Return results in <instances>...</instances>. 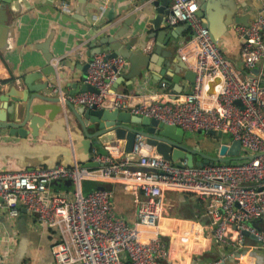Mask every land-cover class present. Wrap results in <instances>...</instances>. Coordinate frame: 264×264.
I'll list each match as a JSON object with an SVG mask.
<instances>
[{"label":"built area","instance_id":"2783aa9c","mask_svg":"<svg viewBox=\"0 0 264 264\" xmlns=\"http://www.w3.org/2000/svg\"><path fill=\"white\" fill-rule=\"evenodd\" d=\"M59 7L70 9L64 2ZM198 11L197 0H173L167 15L169 26L186 23L192 29L190 39L178 49L196 75L191 92L162 96L115 91L113 82L131 63L125 54L111 57L107 52L95 54L86 69L85 82L97 91L69 95L59 86L53 90L64 104L126 110L179 126L185 133H229L241 142L240 154L251 158L193 167L185 160L177 166L137 133L135 156L117 146H109L107 153L93 147L90 161L96 166L75 160L71 168L56 163L0 169V212L13 218L24 207L40 226L57 230L60 240L52 250L56 264H182L175 255H190L201 240L197 225L190 227L169 214L175 207L168 198L177 200L183 194L205 203L213 240L231 250L213 264L233 256L241 262L254 246L264 245V5L250 25L235 26L240 63L226 55ZM5 137L0 133V143ZM84 180L120 184L133 195L134 217L119 214L112 188L84 193ZM63 181H71L70 193L55 188ZM247 233L259 245L248 243ZM236 250L241 252L235 255Z\"/></svg>","mask_w":264,"mask_h":264},{"label":"crops","instance_id":"0c3cea01","mask_svg":"<svg viewBox=\"0 0 264 264\" xmlns=\"http://www.w3.org/2000/svg\"><path fill=\"white\" fill-rule=\"evenodd\" d=\"M83 1L82 7L77 0H54L52 5L47 3V0H27V3L18 4L16 10L7 7V14L11 19L8 47L0 50V90H8L14 84L25 88L23 79L27 74L39 72L49 65L42 47L50 36L51 41L48 43L47 53L54 57L52 65L56 75H48L43 80L36 79L34 81L36 85L47 81V87L39 91L46 98L36 97L37 94L34 91H29L28 94L27 89L17 91V94L24 92V98L31 100L30 111L34 121L29 120L25 127L36 134L31 135L30 133L29 135L28 153L16 156L11 151L26 146V142H23L18 134H12L9 128L0 129V133L6 135L5 140L0 143V169L20 170L37 166L49 167L48 164L54 162L71 168L75 160L79 164L88 162V155L83 150L76 148V144L79 142L78 138L83 136L80 120L67 105L68 102L64 104L60 101L59 92H55L53 88L59 86L69 95H73L70 93L73 89L82 88L85 82L82 67L90 58L87 54L89 48L86 43L93 37V35L91 36L93 31L103 32L102 34L110 36L122 54L121 45L125 46L124 49L130 45L133 51H141L143 55H151L159 59V63H151V66L144 70L142 76L135 74L133 84H129L128 79L122 82L120 76L118 79L122 83L118 86V91L136 93L137 95L159 93L163 96L174 90L178 91V94L188 93L194 87L195 73L178 53V49L192 36L190 26H186V23L169 26L166 15L165 29L171 35V39L164 48L171 49L173 53L166 57H158L155 54L158 38L154 34L156 32L155 25L151 22L158 14V10L152 2L154 0ZM208 1L206 13L210 17V24L213 27L216 26L214 33L217 41L230 59L240 63V43L235 26L238 24L250 25L259 15L264 0ZM63 2L70 5L69 10L59 7ZM172 2L173 0H170L169 8ZM125 25H129V31L119 43L113 36L124 29ZM59 61H66V63L58 65ZM161 64L165 66L164 72L156 70ZM130 68L131 64L127 70L129 71ZM174 77L179 80L178 84L174 81ZM140 98L138 97L137 100ZM10 104H12L10 107L12 112L13 101L7 105ZM24 104L19 112L21 119L17 116L14 117L11 113L7 115L9 122L24 119L27 106L26 103ZM3 110L5 112V109L0 111ZM85 122L91 132L95 131L94 124L86 118ZM30 127H34L36 130H31ZM204 137L208 136L205 134ZM208 138L218 140L217 136ZM232 140L234 139L231 134H224V142L231 143ZM121 141L117 138L116 143H102L94 148L107 153L109 146L119 148ZM215 146L216 144L209 149H213ZM197 147L200 148L199 143H197ZM121 152L127 153L126 151ZM106 185L115 191V203L119 214L129 220L132 219L136 211V203L132 194L123 195L124 191L120 184L113 185L84 180L82 189L84 193H88L94 188ZM55 188L70 193L73 185L71 181H63L57 183ZM168 199L175 207L169 212L171 216L186 220L190 227L197 225L195 228L201 230L199 238L201 240L198 241L192 253L187 255L185 252L175 255L176 260H181L182 264H213L231 252L230 249L218 245L213 240L214 227L212 228L210 225V220L206 215V205L203 201L190 194H183L177 200L173 197ZM253 224L259 225L260 222L255 221ZM59 240L60 235L57 230L40 226L36 218L24 207L21 208L20 214L13 218L6 211L0 212V264H56L52 250ZM247 241L250 244L259 245L258 241L250 234L247 235ZM239 252L241 251L236 250L235 255ZM241 262L233 256L220 264H264V245L254 246L253 253L251 251V254H245Z\"/></svg>","mask_w":264,"mask_h":264},{"label":"water","instance_id":"95a60500","mask_svg":"<svg viewBox=\"0 0 264 264\" xmlns=\"http://www.w3.org/2000/svg\"><path fill=\"white\" fill-rule=\"evenodd\" d=\"M79 1L80 7H82L84 1ZM21 2L27 3V0H0V50L8 47V35H9V27H10V19L11 17L7 14V7L12 10L18 9V4ZM54 0H47V3L51 4ZM153 4L157 8V16L155 20H151L154 23L156 32L155 36L158 38V42L156 43L155 54L159 56H168L173 53L171 49L164 48L168 45L169 40L171 39V35L165 29V20L166 15L169 14V2L170 0H154ZM199 5L198 14L204 18L203 24L207 27L215 40L217 37L214 32H216L215 27L210 24V17L206 13V8L209 4L208 0H197ZM163 24V25H162ZM186 26H189L186 24ZM100 30V29H98ZM129 31V25H125L124 29H121L117 32L113 38L115 41H121L122 37ZM103 33V32H102ZM99 31H93V37L89 39L86 43V46L89 48L87 52L89 61L86 62L82 71L84 72V81L86 80V69L88 68L90 62L93 59V56L97 53L108 52L109 56L114 57L120 54L118 46L115 45L110 36H106ZM154 36V35H153ZM51 41V36L47 39L42 49L44 51L45 58L48 62V66L44 69H41L39 72H33L27 74L23 79V86L25 88L20 87V85H12L8 90H0V129L9 128L12 134H18L19 137L26 142V146H22L20 148H15L11 151L16 156H20L23 153H28L27 141L31 133L26 127V123L29 120L34 121V117L30 111L31 108V100L24 98L23 94H17V91H24V89L29 91L36 92L38 98L43 99V95L39 93V91L44 90L48 83L47 81H43L36 85L34 81L36 79L43 80L45 76L48 75H56L55 69L52 65L53 55L47 53L48 43ZM123 49V54H125L131 63V68L129 71L122 74V82L126 79L129 80V84H133L135 79V74L142 76L145 69H148L151 66V63H159V59H156L155 56L151 55H143L141 51H133L131 50L130 45L124 49L125 46L121 45ZM66 61H59L58 65H63ZM167 64V63H166ZM168 65V64H167ZM161 67V69H160ZM157 67L156 70L164 72L165 66L163 64ZM254 73H258L259 68H255ZM195 75V74H194ZM196 76V75H195ZM117 79L112 84V88L116 91L121 81ZM219 78L215 79V82L219 81ZM174 81L178 84L179 80L174 77ZM211 83V88L209 93L214 91V83ZM97 91L96 88L83 83L82 88L78 90H72L70 93L75 94L79 91ZM174 93H178V91L174 90ZM27 94V95H28ZM46 98V97H44ZM10 101H13L14 105L12 107V112L10 107L7 105ZM26 103V116L23 120L12 121L9 122L7 119V115L13 114L14 117H19V112L21 107ZM67 105L76 113L77 117L80 120L83 136L78 138V143L76 144V148L78 150H83L84 153L88 155V162L84 163V165L88 166H96L94 162L90 161L91 151L93 147L99 146L100 144L111 142L116 143L117 138L121 139L122 143L119 146L120 151H126L128 155L135 156L132 153L133 146L135 144V136L137 133H141L145 136L146 141L149 145L153 146L157 153L164 156L166 159H170L177 166H183V161L186 160V163L189 167L193 166H202L204 163H215V162H231V161H240L247 160L251 158V156H244L240 154L241 152V142L239 140H232L231 143L224 142V133L223 131H215L210 130L207 133V136L211 138V136H217L218 140L216 141V146L213 147V151L207 152L202 150L201 148H192L184 143L185 131L176 125H171L167 123H163L156 118L147 117L142 115H134L126 110L113 109L109 110L106 108H92L85 109L81 105H73L68 102ZM20 118V117H19ZM85 118L88 119L92 124L95 125L93 132H91L87 124L85 122ZM21 119V118H20ZM30 129L36 130L34 127H30ZM201 133V132H198ZM211 135V136H210ZM95 140V141H94ZM32 148V147H31ZM82 148V149H80ZM35 149V148H33ZM198 155L199 157H197ZM56 163H49V167L55 165ZM70 182V181H67ZM248 234V233H247ZM249 235V234H248ZM254 237L253 235H251Z\"/></svg>","mask_w":264,"mask_h":264},{"label":"rangeland","instance_id":"374dc122","mask_svg":"<svg viewBox=\"0 0 264 264\" xmlns=\"http://www.w3.org/2000/svg\"><path fill=\"white\" fill-rule=\"evenodd\" d=\"M204 133H196V132H186L185 137H184V143L186 145H188L189 147L192 148H197V143L200 144V148L202 150L208 149L209 151L213 150V149H209L210 147H212L214 144H216V141L214 139H209L208 137L205 138L204 137ZM207 151V150H205ZM197 157H199L198 155H196ZM245 160H240V161H235V162H244ZM123 189V187H122ZM130 195L126 192H124L123 195ZM131 198V197H130ZM120 199V198H118Z\"/></svg>","mask_w":264,"mask_h":264},{"label":"trees","instance_id":"16d2710c","mask_svg":"<svg viewBox=\"0 0 264 264\" xmlns=\"http://www.w3.org/2000/svg\"><path fill=\"white\" fill-rule=\"evenodd\" d=\"M106 186L109 187V185H106ZM106 186H105V187H106ZM185 197H186V196H185ZM189 201H190V200L188 199V202H189ZM117 210H118V209H117ZM214 256H215V254H214Z\"/></svg>","mask_w":264,"mask_h":264}]
</instances>
